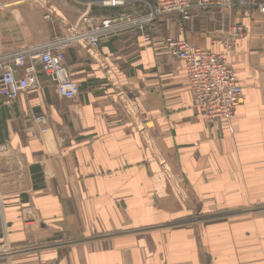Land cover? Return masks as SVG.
<instances>
[{
  "label": "crops",
  "instance_id": "crops-1",
  "mask_svg": "<svg viewBox=\"0 0 264 264\" xmlns=\"http://www.w3.org/2000/svg\"><path fill=\"white\" fill-rule=\"evenodd\" d=\"M103 1L0 0V57L63 51L80 87L38 65L41 91L0 97V264H264V0L143 28L155 0ZM84 16L118 28L91 47ZM233 25L245 96L211 125L166 41L220 53Z\"/></svg>",
  "mask_w": 264,
  "mask_h": 264
},
{
  "label": "built area",
  "instance_id": "built-area-1",
  "mask_svg": "<svg viewBox=\"0 0 264 264\" xmlns=\"http://www.w3.org/2000/svg\"><path fill=\"white\" fill-rule=\"evenodd\" d=\"M244 3L243 0L238 2V4ZM103 4L108 7H118L124 4V0H104ZM235 5L236 0H155L149 12L138 18H128L127 25L143 28L164 15H179L184 20L191 21L197 11L231 10ZM259 10L264 13V3L259 6ZM122 16L126 15L122 14ZM84 20L90 24L86 39L94 48L99 46L104 36L115 32L118 28L111 18L104 19L101 23L93 22L89 16H84ZM229 31L223 41L225 51L220 53L185 39L169 38L166 41L169 53L185 62L195 107L211 124L218 121L229 122L245 95L244 87L228 61V53L235 39L244 32V29L242 26H233ZM38 65L55 83L59 95L75 98L79 94L80 87L66 65L65 53L47 48L31 55L0 57V97L12 101L25 91H41L43 82L37 71ZM36 121L43 123L46 117L38 115ZM3 150L4 145L0 144V156Z\"/></svg>",
  "mask_w": 264,
  "mask_h": 264
},
{
  "label": "rangeland",
  "instance_id": "rangeland-1",
  "mask_svg": "<svg viewBox=\"0 0 264 264\" xmlns=\"http://www.w3.org/2000/svg\"><path fill=\"white\" fill-rule=\"evenodd\" d=\"M260 6V5H259ZM197 12H201V11H197ZM196 13V12H195ZM233 26H238V25H233ZM233 26H231V27H233ZM230 27V28H231ZM230 30V29H229ZM228 32H230V31H228ZM184 62V61H183ZM185 63V62H184ZM185 70H186V68H185ZM186 74H187V72H186ZM187 79H188V76H187ZM241 83V82H240ZM188 85H189V83H188ZM243 86V85H242ZM190 88V87H189ZM191 90V89H190ZM192 92V91H191ZM245 92V91H244ZM245 96V95H244ZM193 97H194V95H193ZM244 99V98H243ZM243 101V100H242ZM241 103H239L238 105H240ZM194 107H195V100H194ZM196 108V107H195ZM237 108V107H236ZM196 110L200 113V111L196 108ZM236 110V109H235ZM201 114V113H200ZM202 115V114H201ZM234 115V114H233ZM203 116V115H202ZM204 117V116H203ZM233 117V116H232ZM232 117H231V119H232ZM204 119H205V117H204ZM206 120V119H205ZM207 121V120H206ZM231 121V120H230ZM229 121V122H230ZM218 122H221V121H218ZM218 122H216V123H218ZM225 122H228V121H225ZM228 122V123H229ZM207 123L208 124H211V123H209L208 121H207ZM216 123H214V124H216ZM214 124H211V125H214Z\"/></svg>",
  "mask_w": 264,
  "mask_h": 264
}]
</instances>
